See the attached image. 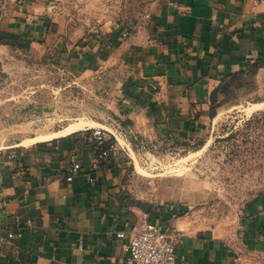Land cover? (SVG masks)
<instances>
[{
    "label": "crops",
    "instance_id": "crops-1",
    "mask_svg": "<svg viewBox=\"0 0 264 264\" xmlns=\"http://www.w3.org/2000/svg\"><path fill=\"white\" fill-rule=\"evenodd\" d=\"M57 1L0 0V51L54 49L77 76L117 68L118 113L147 144L203 138L233 85L264 74V2L155 0L145 23L69 41ZM97 130L0 152V264H129L126 246L144 212L173 236L177 264H264V197L233 234L198 227L193 215L207 200L204 189L165 185L141 201L127 185V156L96 162ZM73 155L81 169L68 181Z\"/></svg>",
    "mask_w": 264,
    "mask_h": 264
},
{
    "label": "rangeland",
    "instance_id": "rangeland-1",
    "mask_svg": "<svg viewBox=\"0 0 264 264\" xmlns=\"http://www.w3.org/2000/svg\"><path fill=\"white\" fill-rule=\"evenodd\" d=\"M154 1L58 0L55 9L65 36L78 41L91 32L145 23ZM62 60L54 49L44 55L25 45L0 51V152L72 125L104 126L117 143L115 152L132 162L127 185L137 198L152 201L165 185L198 186L208 197L195 209L193 223L226 235L237 231L245 210L264 197V74L233 85L225 112L203 138L153 146L124 128L117 68L77 76Z\"/></svg>",
    "mask_w": 264,
    "mask_h": 264
},
{
    "label": "built area",
    "instance_id": "built-area-1",
    "mask_svg": "<svg viewBox=\"0 0 264 264\" xmlns=\"http://www.w3.org/2000/svg\"><path fill=\"white\" fill-rule=\"evenodd\" d=\"M264 2V0H256ZM153 89H157L155 84H152ZM107 132L99 129L95 133L97 141L96 162L101 163L113 156L117 149V143L111 142L107 137ZM14 158V155H10ZM72 164L66 180L71 181L73 175L81 169V164L78 162L75 155L71 157ZM6 202L0 200V209L5 207ZM118 237L123 238L125 234L119 232ZM8 236L12 238L13 232H9ZM129 253L127 262L129 264H177L178 257L176 254V246L173 236L163 229L158 222L150 221L149 214L144 212L139 221L134 227L130 236V241L126 246Z\"/></svg>",
    "mask_w": 264,
    "mask_h": 264
},
{
    "label": "bare ground",
    "instance_id": "bare-ground-1",
    "mask_svg": "<svg viewBox=\"0 0 264 264\" xmlns=\"http://www.w3.org/2000/svg\"><path fill=\"white\" fill-rule=\"evenodd\" d=\"M79 129H81L79 124L78 125H72L71 127L67 128L63 132V134H69V133L74 132V131L79 130ZM42 139H46V138H41V139H38V140H42Z\"/></svg>",
    "mask_w": 264,
    "mask_h": 264
},
{
    "label": "trees",
    "instance_id": "trees-1",
    "mask_svg": "<svg viewBox=\"0 0 264 264\" xmlns=\"http://www.w3.org/2000/svg\"><path fill=\"white\" fill-rule=\"evenodd\" d=\"M229 85H230V83H229L228 85L225 84L224 87L227 88ZM230 100H231V99H230V96H227L223 101H224V103H227V102H229ZM216 101H218V100H214L213 103H215ZM220 104H221V102L218 103V105H220ZM111 142H115L114 137L111 138V139L109 140L108 144L111 143Z\"/></svg>",
    "mask_w": 264,
    "mask_h": 264
}]
</instances>
